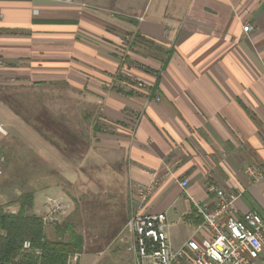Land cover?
Listing matches in <instances>:
<instances>
[{"label": "crops", "instance_id": "0c3cea01", "mask_svg": "<svg viewBox=\"0 0 264 264\" xmlns=\"http://www.w3.org/2000/svg\"><path fill=\"white\" fill-rule=\"evenodd\" d=\"M0 10V96L52 131L60 162H48L62 165L38 178L42 192L81 212L61 183L95 181L82 196L119 195L125 225L134 186L153 181L143 211L166 214L175 249L205 236L194 203L212 205L211 183L235 196L238 216L264 218V174L246 172L264 163V0H0Z\"/></svg>", "mask_w": 264, "mask_h": 264}, {"label": "rangeland", "instance_id": "374dc122", "mask_svg": "<svg viewBox=\"0 0 264 264\" xmlns=\"http://www.w3.org/2000/svg\"><path fill=\"white\" fill-rule=\"evenodd\" d=\"M87 5L99 8L104 14L116 15L115 11L107 7L92 3ZM10 98L12 97L10 96ZM10 98L0 96V124L6 130V134L0 139V145H3L5 149L4 155H2L4 158L3 173L0 177V205L7 204L24 191H31L33 192V205L27 213L41 217L45 214V198L50 194H47V191L42 192L43 185L47 181L38 178H45L47 172L53 170L55 171L52 172L53 177H60V174L57 173L62 165L49 164L48 162L49 160L60 162L58 157H52L50 154L45 138L49 136L53 139L52 131L48 130L44 124L43 131L39 133L36 127L29 124L25 116L21 112L19 113L21 110L27 111L28 109H17L18 103ZM22 104L24 105L23 102ZM18 105L20 106V104ZM90 167L88 165L87 168L90 169ZM91 170L83 173L87 175L99 174V172ZM69 171H67L68 176L75 177ZM95 184V181L87 180L86 183L81 181V184H76L74 190V186L61 183V187L66 193H71L77 200L80 198L83 203L81 212L78 206L76 210L70 204V210L67 209L65 214L44 224L45 234L49 239L62 237L66 240L69 236L68 232L60 233L56 229V225L64 222L71 223L72 229L81 234L84 240L83 249L76 264H134L130 243L126 241V233L122 228L125 221L123 204L119 203V195L113 197L99 192L90 198L88 195L83 197L81 194L85 191L89 192L90 189L95 190L96 186L99 188V185L95 186ZM109 186L112 188V185L109 184ZM3 210L16 213L17 206L5 205ZM69 257L70 255L68 259Z\"/></svg>", "mask_w": 264, "mask_h": 264}, {"label": "built area", "instance_id": "2783aa9c", "mask_svg": "<svg viewBox=\"0 0 264 264\" xmlns=\"http://www.w3.org/2000/svg\"><path fill=\"white\" fill-rule=\"evenodd\" d=\"M72 3L73 0H53ZM2 12L0 10V18ZM250 24L243 26L244 31ZM5 61L0 58V67ZM138 87L150 93V87L141 81ZM6 130L0 124V137ZM4 158L0 154V177L3 173ZM246 172L255 177L264 174V163L260 167H248ZM154 182L148 185L136 184L134 187L138 204L130 212L123 230L126 241L130 243L134 264H264V218L256 211H247L238 216L234 204L235 196L211 183L207 186L213 194L211 206L194 203L197 215L202 218L195 231H205V236L197 240L193 235L177 249L172 247L168 237L170 224L164 212H144ZM186 187L187 179L179 181ZM68 204L61 197L46 196L45 214L41 216L44 224L65 214ZM29 240L22 242V249L29 250ZM39 254V250H35ZM79 253L70 255L67 264H76Z\"/></svg>", "mask_w": 264, "mask_h": 264}, {"label": "trees", "instance_id": "16d2710c", "mask_svg": "<svg viewBox=\"0 0 264 264\" xmlns=\"http://www.w3.org/2000/svg\"><path fill=\"white\" fill-rule=\"evenodd\" d=\"M155 90L156 85L150 87V94ZM4 152L0 145V154ZM5 205H16V213L4 211ZM5 205H0V264H66L69 255L82 252L83 237L72 229L71 223L56 225L60 233L68 232V239L47 238L42 218L27 213L33 205V192L24 191ZM24 240L30 241L29 250L22 249Z\"/></svg>", "mask_w": 264, "mask_h": 264}]
</instances>
